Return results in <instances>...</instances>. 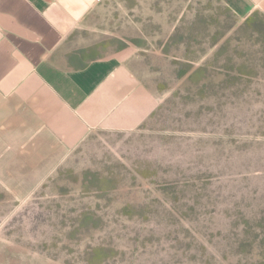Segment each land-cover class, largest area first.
<instances>
[{
  "label": "rangeland",
  "instance_id": "obj_1",
  "mask_svg": "<svg viewBox=\"0 0 264 264\" xmlns=\"http://www.w3.org/2000/svg\"><path fill=\"white\" fill-rule=\"evenodd\" d=\"M74 40L127 58L160 104L46 181L0 180V264H264V15L103 0Z\"/></svg>",
  "mask_w": 264,
  "mask_h": 264
},
{
  "label": "crops",
  "instance_id": "obj_2",
  "mask_svg": "<svg viewBox=\"0 0 264 264\" xmlns=\"http://www.w3.org/2000/svg\"><path fill=\"white\" fill-rule=\"evenodd\" d=\"M103 0H0V180L46 181L90 134L142 126L159 95L127 58L89 60L74 37ZM239 17L264 0H223ZM78 43V42H77Z\"/></svg>",
  "mask_w": 264,
  "mask_h": 264
},
{
  "label": "trees",
  "instance_id": "obj_3",
  "mask_svg": "<svg viewBox=\"0 0 264 264\" xmlns=\"http://www.w3.org/2000/svg\"><path fill=\"white\" fill-rule=\"evenodd\" d=\"M255 13H256V14H259V12H255ZM255 13H253V14H255ZM253 14H252V15H253ZM260 14H261V13H260ZM263 15H264V14H263ZM249 17H250V16H249ZM95 58H97V57H93V58H91V59H95ZM91 59H90V60H91Z\"/></svg>",
  "mask_w": 264,
  "mask_h": 264
}]
</instances>
